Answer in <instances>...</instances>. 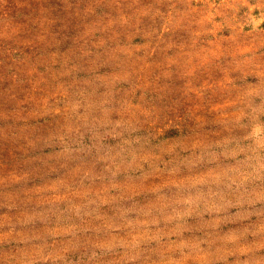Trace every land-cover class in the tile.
Here are the masks:
<instances>
[{"label": "rangeland", "instance_id": "374dc122", "mask_svg": "<svg viewBox=\"0 0 264 264\" xmlns=\"http://www.w3.org/2000/svg\"><path fill=\"white\" fill-rule=\"evenodd\" d=\"M0 264H264V0H0Z\"/></svg>", "mask_w": 264, "mask_h": 264}]
</instances>
